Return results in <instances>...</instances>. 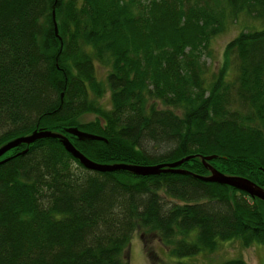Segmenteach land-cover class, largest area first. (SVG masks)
<instances>
[{
	"label": "trees",
	"instance_id": "16d2710c",
	"mask_svg": "<svg viewBox=\"0 0 264 264\" xmlns=\"http://www.w3.org/2000/svg\"><path fill=\"white\" fill-rule=\"evenodd\" d=\"M235 22L208 71L207 45ZM68 126L101 137L66 135L93 162L214 155L207 165L264 189V0H0V143ZM60 146L47 137L1 154L0 264H125L134 230L154 233L169 264L233 239L264 246L257 198L186 174L83 169ZM195 156L177 167L207 176Z\"/></svg>",
	"mask_w": 264,
	"mask_h": 264
},
{
	"label": "rangeland",
	"instance_id": "374dc122",
	"mask_svg": "<svg viewBox=\"0 0 264 264\" xmlns=\"http://www.w3.org/2000/svg\"><path fill=\"white\" fill-rule=\"evenodd\" d=\"M248 20L249 18L240 16L237 21L243 23L247 22ZM239 22H235L233 24L227 23L223 28L222 33L220 32L219 34H216L212 37L209 45H207V51H209V54L204 56L205 62H207L208 64V71L214 73L217 66L220 65V59L223 53V45L239 31ZM95 67V78L99 80V83H103L104 73L106 69L102 67L98 68L97 66ZM104 89L105 91L101 93L100 97L98 96L95 99L96 105H98L101 109L108 107V93L106 88ZM93 118L94 114L87 113L82 114L80 118L78 117V120L80 121V123L86 121L91 122L92 120H94ZM219 165V167L217 165L215 166L217 172L223 173L220 171V169H223V167L224 169H226V167L221 164ZM153 234L154 233H151L149 235L144 234L143 236L141 235L140 238V232L134 230V233L128 240V245L125 246L122 251V260L125 264H149L148 257H146L142 252V242L140 241L147 242L146 245L150 246L151 250L154 252L153 259L156 264H169V261H167L168 253L165 247L156 240ZM234 257L241 258L243 263L245 264H264V246H261V244L254 242V244L241 247L238 240L236 239H233V241H223L216 246V249L212 251V253H202V255L198 254L196 257H194V262H196L195 264H215L227 258L234 259Z\"/></svg>",
	"mask_w": 264,
	"mask_h": 264
},
{
	"label": "water",
	"instance_id": "95a60500",
	"mask_svg": "<svg viewBox=\"0 0 264 264\" xmlns=\"http://www.w3.org/2000/svg\"><path fill=\"white\" fill-rule=\"evenodd\" d=\"M53 11V10H52ZM52 11L50 12V16L52 17ZM53 19V17H52ZM54 21V19H53ZM52 21V28H53V34L55 35L56 28L54 26V23ZM63 132H56V131H48L46 129H36L30 131V133L21 135L20 137H13L10 138V140L3 141L0 143V156L5 151L10 150V148L15 147L20 144H26L30 145L31 142L35 139H41V138H53L56 139L57 142L60 143V147L64 149L65 152H68L72 159H75L80 166L84 169L92 170V171H115V170H123L124 172L127 171L130 174L136 176H146V175H157L158 173H179V174H186L187 176L190 175L192 177H196L198 180L214 182L217 183V185L223 184L228 185V187L235 188L239 190V192H243L246 195L257 198L260 200V202H264V189L259 187V185L254 184L253 182H249L248 179L244 177H238V176H228L225 174L217 173V171L213 168V166H210L209 164H206V161L213 158L214 155H208L206 156H195V155H187L178 159L177 161L167 162V163H157L156 165H133L128 163H98L93 162L87 157H85L83 154H81L80 151H78L76 148L71 146L72 144L70 141H68L67 136L74 137L77 140H102L101 137L97 135H91V133L80 131L74 126L71 127H65L62 129ZM67 135V136H66ZM103 141V140H102ZM194 156L198 159L199 163L206 169L207 176L206 175H198L192 174L190 172H186V170L179 169L177 166L183 162L187 161L190 158H194ZM260 172L264 176V169H260Z\"/></svg>",
	"mask_w": 264,
	"mask_h": 264
},
{
	"label": "bare ground",
	"instance_id": "6f19581e",
	"mask_svg": "<svg viewBox=\"0 0 264 264\" xmlns=\"http://www.w3.org/2000/svg\"><path fill=\"white\" fill-rule=\"evenodd\" d=\"M217 171V170H216ZM218 173V172H217ZM220 173V172H219ZM222 174V173H221ZM229 176V175H228ZM214 183V182H213ZM235 189V188H234ZM235 190H237V189H235ZM239 191V190H238Z\"/></svg>",
	"mask_w": 264,
	"mask_h": 264
}]
</instances>
